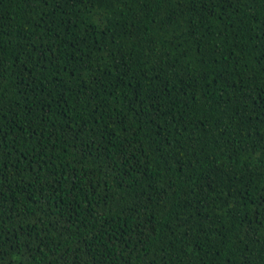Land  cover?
Returning <instances> with one entry per match:
<instances>
[{"label": "trees", "instance_id": "trees-1", "mask_svg": "<svg viewBox=\"0 0 264 264\" xmlns=\"http://www.w3.org/2000/svg\"><path fill=\"white\" fill-rule=\"evenodd\" d=\"M0 264H264V0H0Z\"/></svg>", "mask_w": 264, "mask_h": 264}]
</instances>
